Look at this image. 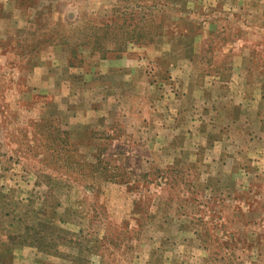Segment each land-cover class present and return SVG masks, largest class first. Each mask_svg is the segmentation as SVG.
I'll return each instance as SVG.
<instances>
[{"label":"rangeland","instance_id":"1","mask_svg":"<svg viewBox=\"0 0 264 264\" xmlns=\"http://www.w3.org/2000/svg\"><path fill=\"white\" fill-rule=\"evenodd\" d=\"M2 261L264 264V0H0Z\"/></svg>","mask_w":264,"mask_h":264},{"label":"trees","instance_id":"2","mask_svg":"<svg viewBox=\"0 0 264 264\" xmlns=\"http://www.w3.org/2000/svg\"><path fill=\"white\" fill-rule=\"evenodd\" d=\"M142 8H144V6H141ZM146 8V7H145ZM134 9H137V11L140 9V6H136L134 7ZM133 9V10H134ZM135 14V12H132ZM125 13H122V15ZM133 17V14H131ZM149 19V18H148ZM131 21V19H130ZM116 23V21H115ZM148 22L143 23L142 25H132V24H122L118 27L120 28H126L129 29L127 30L128 32L133 31L136 32V30H138L139 32V36L141 37H135L134 39H120L118 37H120L122 34H124L127 31H124L121 35H118L115 31H112L110 33V29L113 25L111 24H104L101 27L97 28V29H92L93 27H85L78 35V38L76 39L78 43H82L83 45H89L91 49H93V51L100 53V55L102 56V58H105L107 54H113L115 52H120L123 51L125 45L127 44V42H134V43H141L143 41H146L147 43H151L153 42L154 39V33H153V29H158L160 28L159 25H155L154 23H151L150 25H147ZM116 24H114L115 26ZM117 25H119L117 23ZM97 30V32H96ZM81 41V42H80ZM123 46V48H122ZM66 145H68V142L66 143ZM103 159L101 158L100 155H98L95 159V167L97 168L98 165L101 166V164L103 163ZM99 172V171H96ZM96 180L98 181V175ZM91 188V187H90ZM40 224V223H39ZM39 224H37L39 226ZM36 225V226H37ZM32 230V229H31ZM28 230L27 231H31ZM42 232V231H41ZM19 235H7V245L8 247L7 250H10L12 245L14 244V241L19 239L18 238ZM21 238V237H20ZM46 246H50L49 243H46ZM37 245V244H36ZM36 247L39 248V246L37 245ZM4 263L1 264H8L9 261H2Z\"/></svg>","mask_w":264,"mask_h":264}]
</instances>
